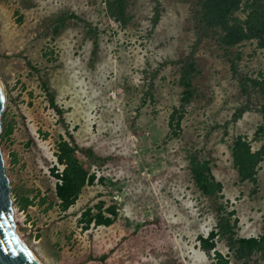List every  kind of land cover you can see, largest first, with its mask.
<instances>
[{
	"label": "rangeland",
	"instance_id": "rangeland-1",
	"mask_svg": "<svg viewBox=\"0 0 264 264\" xmlns=\"http://www.w3.org/2000/svg\"><path fill=\"white\" fill-rule=\"evenodd\" d=\"M129 12L133 18L122 27L105 0H0V76L7 93L2 132L12 128L3 139L1 133L0 144L17 229L43 264L214 261L198 237L215 226L216 216L192 179L188 149L194 144L237 209L238 233H264V160L260 188L252 193L230 149L239 132L253 138L261 112L247 110L233 121L243 103L239 79L216 42L200 35L186 0H133ZM84 20L98 27L97 35ZM243 49L242 70L264 71V53H253L250 43ZM189 53L201 69L195 79L200 95L187 105L180 134L169 137L182 90L176 60ZM150 83L152 97L145 94ZM62 135L80 146L81 161L97 174L67 210L51 171L62 168L56 156ZM260 143L253 141L255 148ZM23 197L32 200L25 210ZM102 201L107 215L116 205L113 223L85 227L83 212H97ZM217 248L235 264L223 240Z\"/></svg>",
	"mask_w": 264,
	"mask_h": 264
},
{
	"label": "trees",
	"instance_id": "trees-1",
	"mask_svg": "<svg viewBox=\"0 0 264 264\" xmlns=\"http://www.w3.org/2000/svg\"><path fill=\"white\" fill-rule=\"evenodd\" d=\"M133 0H105L108 14L122 27L127 26L133 15L129 12V4ZM189 3L192 18L202 37L216 42L222 56L230 65L232 74L239 79L242 94L240 106L232 114L236 121L247 110L256 109L262 114V121L257 125L253 138L246 132H239L233 136L230 143L233 163L239 173L240 181L252 184V193L260 188L259 172L264 160V71L257 70L248 74L242 70L241 61L246 44L254 45L253 53L261 50L264 53V0H186ZM78 17L74 12L68 14ZM60 17L55 29L64 24ZM89 32L98 34V27L90 21L84 20ZM179 64L177 83L182 87L180 104L173 107L169 117V137L177 136L182 129V119L191 103L200 92L195 84L196 77L201 69L193 53H189L176 60ZM46 86V84H45ZM154 83H150L145 94L153 96ZM53 106L55 98L49 92ZM228 123H224V134H230ZM12 128L5 129L1 138H5ZM260 141L255 148L253 141ZM80 146L63 135L57 141V161L62 168L54 165L52 173L59 179L56 183V194L62 210H67L79 198L87 184H94L97 174L83 163L78 155ZM90 155L91 150H81ZM108 159V158H106ZM189 168L192 179L201 193L212 200V207L216 216L215 226L207 233L200 234L199 241L202 248L214 252V261L210 264H232L231 258L217 248L218 241L223 240L234 257L235 264H264V233L257 236H242L238 233L239 217L237 209L232 207V202L225 196L224 185L212 169L211 160L203 155L201 147L191 145L188 149ZM102 180V178H99ZM32 203L29 197H23L21 208L27 209ZM97 212L92 207L83 212L81 222L86 221L85 227L91 223L97 225H110L116 215V205L107 208L111 215L105 214L104 201L98 206ZM107 253L101 255L105 259Z\"/></svg>",
	"mask_w": 264,
	"mask_h": 264
},
{
	"label": "water",
	"instance_id": "water-1",
	"mask_svg": "<svg viewBox=\"0 0 264 264\" xmlns=\"http://www.w3.org/2000/svg\"><path fill=\"white\" fill-rule=\"evenodd\" d=\"M7 93L0 76V135ZM0 264H43L20 235L15 218L11 178L0 144Z\"/></svg>",
	"mask_w": 264,
	"mask_h": 264
},
{
	"label": "bare ground",
	"instance_id": "bare-ground-1",
	"mask_svg": "<svg viewBox=\"0 0 264 264\" xmlns=\"http://www.w3.org/2000/svg\"><path fill=\"white\" fill-rule=\"evenodd\" d=\"M26 242V241H25ZM27 243V242H26ZM32 250V249H31ZM32 252L34 253V251L32 250ZM35 254V253H34ZM36 255V254H35ZM38 258V257H37ZM39 259V258H38ZM40 260V259H39ZM42 262V261H41ZM43 263V262H42Z\"/></svg>",
	"mask_w": 264,
	"mask_h": 264
}]
</instances>
